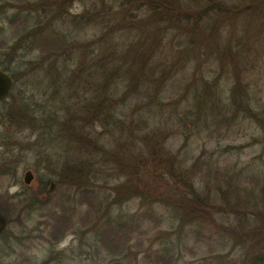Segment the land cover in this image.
Segmentation results:
<instances>
[{"label":"trees","instance_id":"trees-1","mask_svg":"<svg viewBox=\"0 0 264 264\" xmlns=\"http://www.w3.org/2000/svg\"><path fill=\"white\" fill-rule=\"evenodd\" d=\"M229 1L114 0L113 4L103 3L99 8L91 3L89 25L96 26L99 34L84 41L78 40L75 33L81 31L87 21L82 14L69 12L71 0L26 1L19 5L21 9L7 16V22L15 26L13 42L7 46L8 61L11 64L17 52L23 50L32 54V58L23 62L21 73L41 72V80L31 96L35 98L38 94L36 98L40 102L31 112L25 109V113L21 109L16 113L19 118L27 116L28 147L37 153L45 150L47 160L52 162L59 160L57 152L66 160L60 170L58 185L73 187L81 196L89 198V217L94 214L89 228L96 235L93 240L96 251L103 248L117 251L120 256L111 264L133 263L129 258L133 231L144 226L147 214L153 209L152 204L165 199L163 195H158L159 198L153 196L157 189L155 183L159 181V187L164 183L171 190V197L165 200L176 208L181 221L178 231L167 234L179 232L188 224H196L192 231L198 233L202 223L208 221L223 235L236 242L239 240L243 245L249 244V250L254 251L250 264H264V172L238 169L227 177L228 171L216 169V175L222 181L226 180L225 188L220 187L221 184L218 193H203L198 191L195 179L183 161L168 154L162 145L152 151V159L138 153L130 160L121 154L123 150L111 152L107 147L108 142L117 136L148 133L154 115L156 117L161 111L162 117L163 105L168 104L163 103L167 97L164 92L168 79L174 78L179 69L186 71L189 67L193 78L185 87L175 89V94L181 92L179 99H184L185 111L179 113L178 106L172 110V114L180 116L176 119L191 122L189 132L197 130L200 133L203 126H215L216 129L245 118L252 119L264 130L263 87L259 83L263 75L256 77V87L251 89L253 76L250 74L256 70L258 73L264 71L263 27L256 26L252 33L246 30L237 35L235 42L221 41V51L217 36L221 29L216 27V22L219 17L234 11L228 6ZM234 1L230 3L234 4ZM59 20L68 22L71 30L64 31L57 26L54 21ZM207 30L212 33V40L197 42L195 37H202L203 31ZM181 36H189L187 45L177 42L184 40ZM196 45L209 48L206 60L191 57ZM173 55L184 56L185 62L179 65L178 59H167ZM210 73L213 76L207 79ZM17 76L12 73L14 82ZM230 76L233 77L232 84L229 87L221 85V80ZM156 133L162 136L161 144L168 137L164 131ZM69 147L89 154V171L68 164L71 157L64 154ZM105 154L110 155L109 160L118 159L120 162L117 179L122 180L112 187L110 193L97 189L96 180H93L98 170V158L104 159L103 165L107 164L102 157ZM112 163L105 167L110 170ZM170 178L174 183H170ZM242 179L254 180L255 184H260V190L256 192L254 186L239 182ZM47 182L46 179L40 180V191L34 199L29 196L25 206L44 209L50 205L42 216L47 220L44 224L50 234L57 239L73 225L74 209L69 203L71 196L59 205L50 204L52 194L46 189ZM42 192L48 193L46 199L38 197ZM135 197H140V203L146 208L140 206L143 210L127 215L112 211L113 205H121ZM231 197L235 203L230 201ZM220 198L225 203L219 204L217 200ZM0 211L8 224L7 208L0 205ZM214 213L237 214L238 219L235 224L219 222ZM190 235L187 233L188 238ZM173 242L169 247L145 249L143 261L175 264ZM89 249L91 255V244ZM50 260L39 264H49Z\"/></svg>","mask_w":264,"mask_h":264},{"label":"rangeland","instance_id":"rangeland-1","mask_svg":"<svg viewBox=\"0 0 264 264\" xmlns=\"http://www.w3.org/2000/svg\"><path fill=\"white\" fill-rule=\"evenodd\" d=\"M26 1L32 0H0V68L3 70L8 68L10 74L18 75L12 90L14 96L8 97L6 102H0V113L3 115L2 122H0V169L13 167L15 170L14 174H0V205L5 209L7 208L10 219V222L6 224L3 235L0 237V264H39L49 258L52 259L49 264H111L114 259H118L120 256L117 251L110 252L103 248H98L96 251L93 243L96 235L89 228L93 223L94 216L91 213V217H89V209L91 208L89 198L81 196L73 187L68 188L58 185L57 180L61 178L60 170L66 164V160L62 155L60 156L59 152H57L60 157L58 161L56 159L53 162L47 160L45 150L37 153L36 150L29 149L28 128H25L22 132L16 131L15 123L19 121L17 119L21 120L16 113L25 109L31 112L36 108V103L40 102V99L36 98L38 94L35 98H31V96L32 91L36 92L37 83L41 80L39 77L41 72L33 71L25 75L21 73L24 68L23 62L32 58V54L19 50L17 57L11 64L8 61L10 58L6 56L7 46L12 44L15 35V26L7 22V16L9 17L15 11L21 9L19 5ZM113 2L114 0H71L68 6L69 12L82 14L85 21H87L84 28L75 33L78 40H89L99 34L96 26L89 25L91 3L99 8L103 3L113 4ZM230 2L231 0L228 6L234 8V11H229L227 15L219 17L218 22H216V27L221 29L217 33L221 51L222 42L230 43L231 40L235 42L237 35L244 34L246 30L252 33L256 30V26L263 27L262 32L264 34V0H235L234 4ZM12 3L14 6H12ZM222 19L225 20L222 22ZM61 20L54 22L64 31L71 30L72 26L66 21L60 22ZM203 32L202 37L196 36L195 40L197 42L211 41L212 33L210 34L208 30ZM180 38L184 37L181 36ZM188 39L189 36L185 37L183 41L177 38L174 40L187 45ZM190 55L194 60L204 61L209 55V48L205 46L202 49V47L199 48L196 45ZM177 56H169L167 59L170 61H177L178 59L179 65L183 64L185 62L184 56ZM191 70L190 67L186 71L179 69L174 78L168 79L165 87L166 92H164L167 97L163 99V103L168 104L163 105L162 117L161 111L158 112L156 117L154 115L153 122L151 121L149 124L151 127L147 130L149 134L139 132L130 137L126 133L123 137L112 138L107 147L111 152L113 150L120 153L123 150L121 154H124L130 160V158H135L138 153H141V155L143 153V155L152 159V151L159 149L162 145L167 149L168 154L175 155L178 160L183 161L184 166L193 175L195 179L193 181L199 192L218 193V186L222 184L220 187L225 188L226 180L222 181L219 175H216V169L228 171L227 177L233 175L234 171L238 169H242L243 172L255 173L258 170L264 172V130L252 119L245 118L241 121L237 120L230 124H223L216 129L215 126H203L200 133H197V130H195V133L189 132L187 129H191V122L184 118L176 119L180 116L179 114L178 116L172 114V110L178 106L179 113L185 111V101L179 99L181 92L175 94V89L185 87L187 82L193 78ZM230 72L234 74V71ZM250 74L253 76L251 89L256 87L254 83L256 77L263 75L259 83L263 87L261 100L264 102V71L258 73L256 70L253 73L250 72ZM212 76L210 73V78L207 79H211ZM232 82V76L228 79L224 77L221 80V85L229 87ZM169 95L171 99H169ZM24 117L27 120V116L24 115ZM153 129L156 132L164 131V135L168 136L163 139L162 144L160 143L162 136L154 132ZM59 135L60 132L57 134L60 139ZM95 153L100 154L103 152L95 151ZM65 155L71 157L69 158V165H79L86 172L89 171L88 153L69 147ZM102 157H105L107 164L103 165L104 159L98 158L99 162L96 165L98 170L96 169L93 180H96L97 189L110 193L112 187L122 180V178L117 179L120 162L115 159L112 160V163L108 159V157L111 159L109 154ZM111 163L112 168L108 170L106 167L110 166ZM26 170H31L34 174V179L28 185L23 182V174ZM45 179L54 181L52 189L46 188L52 194L50 204L59 205L61 201L71 196V202L69 203L74 209L75 221L73 225L62 237L57 239H54L50 234V229L44 224L47 220L42 216V212L49 209L50 205H47L44 209H30L25 206L29 196L32 199L36 197L37 191H40L38 190L40 180ZM239 182L254 186L256 192L260 190V184H255L254 180L251 182L250 179H242ZM170 183H174V179L170 178ZM160 184V181L155 183L156 186L154 187L157 189L154 191L153 196L159 198L158 195H163L165 199L171 197L172 192L167 184L163 183V186L159 187ZM45 193H38V197L41 200L46 199L48 193ZM165 199L153 203V209L151 213L147 214L144 226L133 231V242L130 244L131 248H129V258L132 260V264H150L143 261L144 250L169 247L173 241L176 251L175 264L251 263L250 259L254 251L249 250L248 243L243 245L239 240L237 242L232 240L215 230V225L207 223L208 221L202 223L198 233L192 231L197 227L196 224H188L177 232L179 229L177 227L181 222L180 217L176 212V208L174 209ZM230 201L235 203L232 197ZM217 202L219 204L225 203L222 198L218 199ZM140 206L145 207L140 203V197H135L126 200L121 205H113L111 209L114 213L127 215L143 210V208L140 209ZM236 216L237 214L232 213H214L216 220L229 224L236 223L238 219ZM176 229L177 231L174 234H167L174 232ZM187 233L191 234L189 238ZM89 244L92 248L91 255H89Z\"/></svg>","mask_w":264,"mask_h":264},{"label":"water","instance_id":"water-1","mask_svg":"<svg viewBox=\"0 0 264 264\" xmlns=\"http://www.w3.org/2000/svg\"><path fill=\"white\" fill-rule=\"evenodd\" d=\"M12 84L11 77L6 71L0 68V99L3 98L9 91ZM33 180V173L31 170H27L24 173L23 181L26 184H30ZM51 187H53V182H51ZM7 219L6 216L0 211V232L6 227Z\"/></svg>","mask_w":264,"mask_h":264},{"label":"flooded vegetation","instance_id":"flooded-vegetation-1","mask_svg":"<svg viewBox=\"0 0 264 264\" xmlns=\"http://www.w3.org/2000/svg\"><path fill=\"white\" fill-rule=\"evenodd\" d=\"M4 71H6L7 72V74L11 77V79H12V84H11V87H10V89H9V91H8V93L3 97V98H1L0 99V102H6L7 101V98L8 97H11V96H14L13 95V93H12V90H13V87H14V80H13V77H12V74H10L7 70H5L4 69ZM14 99H15V97H14ZM12 115H13V113H12ZM2 118H3V115L0 113V122H2ZM10 119H12V118H10ZM17 120H19L18 122H16L15 123V125H16V131H18V132H22V130H24L25 128H26V125H25V123H26V118L23 116L22 118H21V120L20 119H17ZM27 171V170H26ZM25 171V172H26ZM24 172V173H25ZM7 174V173H11V174H14L15 173V170H14V168L13 167H8V168H5V169H0V174ZM33 173V172H32ZM23 177H24V174H23ZM33 179H34V174H33ZM24 182V181H23ZM51 182H53V187H54V181H52V180H48V183H47V187H49V189H52L53 187H51ZM25 183V182H24ZM26 184V183H25ZM28 185V184H27ZM25 193V192H24ZM45 193V192H44ZM46 194V193H45ZM26 198V197H25ZM5 229H6V227L0 232V237L3 235V232L5 231Z\"/></svg>","mask_w":264,"mask_h":264}]
</instances>
